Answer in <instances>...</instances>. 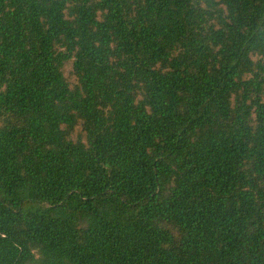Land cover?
Segmentation results:
<instances>
[{"label":"trees","instance_id":"trees-1","mask_svg":"<svg viewBox=\"0 0 264 264\" xmlns=\"http://www.w3.org/2000/svg\"><path fill=\"white\" fill-rule=\"evenodd\" d=\"M0 264H264V0H0Z\"/></svg>","mask_w":264,"mask_h":264}]
</instances>
